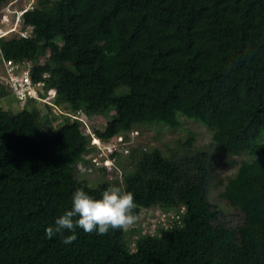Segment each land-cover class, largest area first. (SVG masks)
Listing matches in <instances>:
<instances>
[{
	"label": "trees",
	"instance_id": "trees-1",
	"mask_svg": "<svg viewBox=\"0 0 264 264\" xmlns=\"http://www.w3.org/2000/svg\"><path fill=\"white\" fill-rule=\"evenodd\" d=\"M27 2L21 27L30 26L28 36L2 38L1 48L34 62L50 51L37 70L50 73L46 86L56 87L60 112L29 100L18 112L0 107V264H264V0ZM6 93L0 85V97ZM86 109L110 113L94 130L102 141L138 126L174 128L180 116L212 130L210 149L189 150L193 138L179 155L144 149L123 176L134 214L157 207L166 216L131 252L123 229L76 228L71 244L62 243L68 230L46 235L77 188L100 198L110 185L75 176L89 137L64 111ZM217 151L250 159L216 180L228 163ZM214 184L242 224L219 220L208 199Z\"/></svg>",
	"mask_w": 264,
	"mask_h": 264
},
{
	"label": "rangeland",
	"instance_id": "rangeland-1",
	"mask_svg": "<svg viewBox=\"0 0 264 264\" xmlns=\"http://www.w3.org/2000/svg\"><path fill=\"white\" fill-rule=\"evenodd\" d=\"M27 0H5L0 4V12H5L6 23L4 26H9L12 22L10 11L15 10L19 6H24ZM11 3V4H10ZM2 14H0V19ZM0 107L2 109L11 110L12 112H18L21 110L20 103L16 101L11 93L0 97ZM46 109L41 106L39 109L40 116L43 114L41 111ZM54 113L56 111L53 110ZM81 130L89 137L90 150L84 154L83 160L79 161L75 165V176L81 180H85L89 185L96 186L102 180L107 181L110 185H118L123 188L124 183L122 178L125 174L131 172L136 165L139 158L140 151L151 149L153 147L159 149L164 155L169 154H182L186 151L188 140L193 138V142L189 150H206L210 149L212 144V130L205 125L200 124L195 120L179 117L180 124L177 127L170 128L164 124H155L148 126H138L127 131L124 134H118L107 140H97L95 138L94 130H103L106 122L109 119L110 113H102L98 110H83L79 113ZM56 125L57 123L51 122ZM59 122L62 121L60 117ZM264 139V135H263ZM111 146L119 153L115 159H108ZM221 159H227L228 163L221 165L215 173L216 180L222 179L226 181L228 177H231L236 172L238 164L241 160L250 159L247 153H243L239 156H232L229 160V156L226 153L215 152ZM233 162V163H232ZM222 186L212 185L208 191L209 201L216 206L219 210V220L224 222L227 226L237 227L242 224L243 214L239 209L231 207L228 202L220 197ZM170 213L176 214L178 219V210L171 209ZM157 213L159 209L157 207L151 209H141L135 214L138 219L135 224L125 230V243L128 250L131 252L134 250V244L151 233L156 223V218L159 216ZM160 216H163L160 214ZM159 216V217H160ZM166 222V219L160 220V223ZM125 259V253L120 254V260Z\"/></svg>",
	"mask_w": 264,
	"mask_h": 264
},
{
	"label": "clouds",
	"instance_id": "clouds-1",
	"mask_svg": "<svg viewBox=\"0 0 264 264\" xmlns=\"http://www.w3.org/2000/svg\"><path fill=\"white\" fill-rule=\"evenodd\" d=\"M135 208L133 193L117 185H109L100 198L93 197L83 188H77L72 194L70 209L65 210L55 224L46 229V235L51 238L56 233L68 230L72 234L63 237L62 243L71 244L77 239L76 228L99 235H105L109 230H127L138 219L134 214Z\"/></svg>",
	"mask_w": 264,
	"mask_h": 264
},
{
	"label": "built area",
	"instance_id": "built-area-1",
	"mask_svg": "<svg viewBox=\"0 0 264 264\" xmlns=\"http://www.w3.org/2000/svg\"><path fill=\"white\" fill-rule=\"evenodd\" d=\"M31 7V4L26 1L24 6H19L15 10H11L10 16L12 17V22L9 26H4L7 22L6 17H8V15L5 12H0V14H2L0 19V85H3L10 91L16 101L20 103L21 107H23L28 100L38 101L42 104L52 106V110L60 112L54 104V97L57 94L56 87L46 86V81L50 77V73L48 71L40 72L37 70L50 61V51H46L45 54L40 55L37 62H34L25 58H8L1 48L2 38L8 39L12 37L28 36L30 26L21 27L22 15L24 11ZM64 113L75 119L81 120L79 115L80 111H76L75 114L65 111ZM111 147L110 151L114 150V146ZM170 215L172 218L176 217V214L170 213ZM162 217L166 216L163 214Z\"/></svg>",
	"mask_w": 264,
	"mask_h": 264
},
{
	"label": "bare ground",
	"instance_id": "bare-ground-1",
	"mask_svg": "<svg viewBox=\"0 0 264 264\" xmlns=\"http://www.w3.org/2000/svg\"><path fill=\"white\" fill-rule=\"evenodd\" d=\"M94 142L97 143V139L96 138H95Z\"/></svg>",
	"mask_w": 264,
	"mask_h": 264
}]
</instances>
